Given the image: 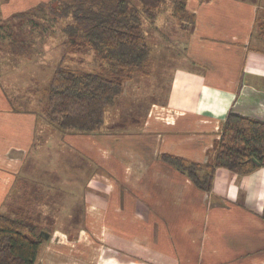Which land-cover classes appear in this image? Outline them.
Segmentation results:
<instances>
[{
	"label": "crops",
	"instance_id": "1",
	"mask_svg": "<svg viewBox=\"0 0 264 264\" xmlns=\"http://www.w3.org/2000/svg\"><path fill=\"white\" fill-rule=\"evenodd\" d=\"M48 1L0 0V22ZM185 8L194 17L185 64L164 99L125 117L138 127L61 133L0 83V213L42 218L49 238L36 264H264V167L244 176L217 168L206 193L161 158L205 163L229 112L264 121V0ZM112 117L105 125L116 128ZM41 152L59 155V181L39 178L33 163L27 171Z\"/></svg>",
	"mask_w": 264,
	"mask_h": 264
},
{
	"label": "trees",
	"instance_id": "2",
	"mask_svg": "<svg viewBox=\"0 0 264 264\" xmlns=\"http://www.w3.org/2000/svg\"><path fill=\"white\" fill-rule=\"evenodd\" d=\"M41 7L50 17L67 21L61 29L66 53L86 48L103 64L96 71H84L61 61L55 68L42 90L41 112L35 114L61 133L99 132L106 110L123 94L124 85L137 75H150L151 48L143 20L154 24L159 11L169 7L180 29L194 24L186 0H136V4L130 0H49ZM24 16L27 13L12 18ZM17 45L9 44V55L19 57L22 49ZM161 158L198 190L209 193L217 168L244 176L264 167V121L229 112L205 163L170 155ZM22 214L10 217L0 213V264H36L49 238V233L29 223V215L25 218Z\"/></svg>",
	"mask_w": 264,
	"mask_h": 264
},
{
	"label": "rangeland",
	"instance_id": "3",
	"mask_svg": "<svg viewBox=\"0 0 264 264\" xmlns=\"http://www.w3.org/2000/svg\"><path fill=\"white\" fill-rule=\"evenodd\" d=\"M130 1L136 4V0ZM23 13H27V16L0 22V83L11 102L18 101L19 108L40 113L42 90L47 86L52 73L61 61L64 66L84 71H96L103 64L95 60L93 53L86 48L77 49L72 54L66 53L62 44L61 29L67 21L50 17L41 4L19 14ZM170 13L169 7L160 10L154 24L143 20V30L147 44L151 48L149 63L152 70L149 76L137 75L133 82H129L128 88L126 87L128 95L125 100L123 98L119 100L116 108L110 107L114 109L113 111L110 108L106 110V122L112 120L113 114L116 118L120 117V123L116 124L118 127L114 128L108 123L105 125L104 122L99 132L88 135L103 131H119V125L124 123L133 124L134 128L138 127V122H125V117L137 118L145 104L143 101L145 99H164L172 72L185 64L183 60L185 37L191 27L185 24L184 29H180ZM13 42L22 49V55L20 54L19 57L8 53L9 44ZM46 158L48 155L45 152H41L37 157L32 154L27 161V171L33 163L32 167L36 166V174L39 178L59 181V172L54 166V161L59 160V155L52 154L48 159ZM67 162L66 176L71 178L75 176L76 165L72 163L74 161L70 160V157ZM22 215L28 217L26 213ZM36 215L37 213H31L28 218L29 223L36 226L37 230L47 229L42 218Z\"/></svg>",
	"mask_w": 264,
	"mask_h": 264
},
{
	"label": "water",
	"instance_id": "4",
	"mask_svg": "<svg viewBox=\"0 0 264 264\" xmlns=\"http://www.w3.org/2000/svg\"><path fill=\"white\" fill-rule=\"evenodd\" d=\"M45 238L47 239V238H48V236H46V235H45Z\"/></svg>",
	"mask_w": 264,
	"mask_h": 264
}]
</instances>
